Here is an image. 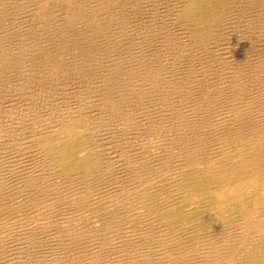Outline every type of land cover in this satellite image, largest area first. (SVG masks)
Wrapping results in <instances>:
<instances>
[{"label": "rangeland", "instance_id": "obj_1", "mask_svg": "<svg viewBox=\"0 0 264 264\" xmlns=\"http://www.w3.org/2000/svg\"><path fill=\"white\" fill-rule=\"evenodd\" d=\"M183 1L0 0V204L10 205L0 207V232L8 233L0 264H264V223L257 233L247 230L246 209L233 202L212 222L210 182L185 202L195 187L185 171L222 154L215 167L236 164L223 152L228 142L239 145L232 136L238 122H255L260 132L240 144L247 146L242 156L259 152L264 1L208 0L197 36L182 21ZM61 119L77 126V156L97 162L85 180L47 162L36 138ZM252 192L245 207L254 223L264 216V188ZM241 237L243 251L225 263Z\"/></svg>", "mask_w": 264, "mask_h": 264}, {"label": "bare ground", "instance_id": "obj_2", "mask_svg": "<svg viewBox=\"0 0 264 264\" xmlns=\"http://www.w3.org/2000/svg\"><path fill=\"white\" fill-rule=\"evenodd\" d=\"M16 1V0H15ZM34 1V0H33ZM53 1V0H52ZM264 1V0H263ZM56 2V1H55ZM121 2V1H120ZM208 3V0H184L183 1V4L180 6L181 7V12H180V15L183 17L182 18V21H184L185 23L188 24L189 28L191 29L192 33L195 34V36H197L200 32H201V25L203 24V22H205L206 20H208L209 18V8L206 7V4ZM29 4V3H28ZM35 7V6H34ZM51 7V6H50ZM79 8V7H78ZM8 9V8H7ZM108 9V8H107ZM82 10V9H81ZM124 11V10H123ZM152 13V12H151ZM37 15V14H36ZM76 15V14H75ZM179 15V16H180ZM81 16V15H80ZM86 17V16H85ZM176 18V17H175ZM46 19V18H45ZM87 19V18H86ZM184 19V20H183ZM14 20V19H13ZM67 20V19H66ZM91 21V20H90ZM13 22V21H12ZM177 22V21H176ZM61 23V22H59ZM73 23V22H72ZM183 24V23H181ZM55 25V24H54ZM94 26V25H93ZM177 26V25H176ZM78 27V26H77ZM106 27V26H105ZM63 28V27H62ZM61 28V29H62ZM68 28V27H67ZM83 28V27H82ZM54 30V29H53ZM100 30V29H99ZM105 30V28H104ZM102 30L104 33L105 31ZM132 30V29H131ZM186 30V29H185ZM189 30V29H188ZM61 31V30H60ZM101 31V32H102ZM190 31V32H191ZM51 32V31H50ZM69 32V31H68ZM99 32V31H98ZM58 33V32H57ZM63 33V32H62ZM96 33V32H94ZM111 33V32H110ZM186 33V32H185ZM103 34V33H102ZM114 34V33H113ZM17 35V34H16ZM33 35V34H32ZM55 35V34H54ZM100 35V34H98ZM189 35V34H188ZM193 36V35H192ZM66 37V36H65ZM84 37V36H83ZM96 37V35L94 36ZM103 37V36H101ZM98 38V37H97ZM100 38V37H99ZM38 39V38H37ZM105 39V38H104ZM85 40V39H84ZM98 40V39H97ZM100 40H103V39H100ZM98 40V41H100ZM106 40V39H105ZM72 41V40H71ZM104 41V40H103ZM86 42V41H85ZM94 43V42H93ZM102 43V42H100ZM95 44V43H94ZM110 44V42H109ZM123 44V43H122ZM90 45V44H89ZM106 45V44H105ZM95 46H97L95 44ZM111 46V45H110ZM115 46V45H114ZM102 47V46H101ZM107 47V46H105ZM91 48V47H90ZM111 48V47H110ZM15 49V48H14ZM96 49V48H95ZM108 49V48H107ZM90 50V49H89ZM99 51V50H98ZM108 51V50H107ZM110 52V51H109ZM94 55V54H93ZM100 55V54H99ZM33 59V58H32ZM38 59V58H37ZM22 60V59H21ZM103 98V97H102ZM166 99V98H165ZM131 100V99H130ZM164 100V99H163ZM203 100V99H202ZM110 103V102H109ZM164 110V109H163ZM264 112V110H263ZM101 113V112H100ZM204 113V112H203ZM98 114V113H97ZM184 114V113H183ZM194 114V113H193ZM195 116V115H194ZM198 116V115H196ZM191 117V116H190ZM201 117V116H200ZM198 118V117H197ZM196 118V119H197ZM105 119V118H104ZM192 120V118H190ZM195 119V118H194ZM203 119V118H201ZM207 120V119H206ZM236 120V118H235ZM239 120V119H238ZM244 120V119H243ZM249 120V119H248ZM254 120V119H253ZM193 121V120H192ZM198 121V119H197ZM196 121V122H197ZM202 121H205V120H202ZM240 121V120H239ZM178 122V121H177ZM188 125L190 123H192L190 120L187 121ZM195 122V123H196ZM200 122V121H199ZM245 122V121H244ZM252 122V121H250ZM255 122H252V123H249L248 122L246 123H240L238 122V126L235 127V130H236V134L235 135H232L233 136V139L236 138L235 140H239V145L237 146L236 149H234V140H233V143L231 144L230 142H228L227 144L231 147L230 150H227L225 149L224 150V155H229V156H233V157H236L237 161H236V164L233 165V166H230L229 164H225L224 166L223 165H220L222 166L221 168H217L215 167L214 165L217 163V161L221 158V160H223V154L221 155V157H217L216 159L212 160L211 162H209L206 166L202 165V168H199V166L197 168H194V169H189V171H185V175L187 178H190L191 181H194L195 183V187H192L194 189V192H191V194H189L188 197L185 198V202H188V201H193V200H197V196H198V192H196V189L198 187V184H207L208 182H210V185L207 189V193H210V196L209 198H205V201L207 202V206L208 208L206 207V209L208 211H210V214L209 216H213L212 219V222H214L216 219H218L220 217V214H221V208L224 207V203H231L233 202V204H235V206H238L239 207V210H244L246 209L244 213H246V220L247 223L245 222V224H247L246 228L247 230H254L256 233L257 231L259 232L260 230V227L263 226V223H264V216L263 217H259L261 219H259V221H256L254 223H252L253 221L256 220V218H254V220L252 221L251 219V213L253 211H250L251 208L247 209V207H245L246 204H249V201L254 198V196H256L257 194H255L254 192L252 191H255L257 190V188H261L263 189L264 188V152L261 151L264 150L262 148V144L264 145V136L262 135L261 137H259V139H257V144L254 145L253 148H257L256 150H258L259 152L254 154V153H251V156L250 157H247L246 155L245 156H242L244 154H248V153H242V152H246L247 150V146L242 147L240 146V144H242L243 142H246L247 140L251 139L253 136H256L257 134H260V132H258V126H255V125H252L254 124ZM178 124V123H177ZM184 124V123H183ZM264 124V123H263ZM262 124V125H263ZM183 126V125H182ZM186 126V125H185ZM190 127L192 126L193 128H195L193 125H189ZM196 126V125H195ZM160 127V126H159ZM158 127V128H159ZM188 127V126H186ZM263 127V126H262ZM51 130L49 131V127L47 128L48 131H41V134L40 136H36L39 137L37 138V140L39 139L40 140V146H43L44 149H45V160H48L52 163H54L55 165H57L58 167L56 169H60L61 170H64L63 172H65V169H67L68 171L70 170H75L76 173L74 174H77V176L82 179V180H85L87 178V176L89 177L90 175H92L95 171V169H97V162H94L92 161L91 159H89L88 157H85V156H81V157H78L77 156V151H79V148L81 145L80 141H78L75 136H76V129H77V126L76 124L74 123V121H69V120H65V119H61L59 120L58 123L54 124V127H51ZM181 128V127H180ZM184 128V127H183ZM189 128V127H188ZM200 128V127H199ZM157 129V128H156ZM173 129V128H172ZM260 129V128H259ZM262 129V128H261ZM45 130V129H44ZM195 130V129H193ZM159 131V130H158ZM192 131V129H191ZM199 131V130H198ZM197 132V131H196ZM224 132V131H223ZM257 132V133H256ZM264 132V131H263ZM16 134V133H15ZM263 134V133H261ZM38 135V133H37ZM226 135V134H225ZM225 137V136H224ZM197 138V137H196ZM230 138V137H228ZM227 140V139H225ZM259 141V142H258ZM37 142V141H36ZM250 142V141H249ZM30 143V142H29ZM237 143V142H236ZM33 144V143H32ZM37 144V143H36ZM180 144V143H179ZM249 144V143H248ZM39 145V144H38ZM194 145V144H193ZM226 145V144H225ZM236 145V144H235ZM260 145V146H259ZM34 146H36L34 144ZM180 146V145H179ZM190 146L193 148V146L190 144ZM197 146V145H196ZM29 147V145H28ZM206 147V146H205ZM264 147V146H263ZM40 148V147H39ZM42 148V147H41ZM83 148V147H82ZM82 148H81V151H82ZM166 148V147H165ZM191 149V148H190ZM188 149V150H190ZM251 149V148H250ZM35 150V149H34ZM184 150V149H183ZM196 150V149H195ZM39 151V149H38ZM178 151V150H177ZM192 150L189 151V155H190V160L192 159V154L190 153ZM41 152V151H40ZM163 152V151H162ZM172 152V151H171ZM195 152V151H194ZM193 152V153H194ZM183 153V152H182ZM185 153V152H184ZM186 153H187V150H186ZM185 153V154H186ZM196 153V152H195ZM42 154V153H41ZM185 154H184V157H185ZM44 155V154H43ZM187 155V154H186ZM80 156V154H79ZM42 157V156H40ZM188 157V156H187ZM197 157V155H196ZM215 158V157H214ZM42 159V158H41ZM186 159V158H185ZM246 159L248 160V164H246ZM43 160V159H42ZM44 161V160H43ZM165 161V160H164ZM45 162V161H44ZM205 162V161H204ZM219 162V161H218ZM187 162H185V165H186ZM191 163V162H190ZM51 164V163H50ZM14 165V164H13ZM53 164H51L52 166ZM200 165V164H199ZM37 166H40V165H37ZM42 166V165H41ZM44 166V165H43ZM42 166V167H43ZM50 165H48L49 167ZM50 166V167H51ZM204 166V167H203ZM55 167V166H54ZM53 167V168H54ZM211 167V168H210ZM52 169V168H51ZM120 169V168H119ZM100 170V169H99ZM11 171V170H10ZM74 171V172H75ZM8 172V171H7ZM13 172V171H12ZM17 172V171H16ZM45 172V171H43ZM54 172V171H53ZM96 172V171H95ZM49 173V172H48ZM62 173V172H61ZM66 173V172H65ZM63 173V174H65ZM11 174V173H10ZM31 174V173H30ZM56 174V172L54 173ZM72 174V172H71ZM103 174V173H102ZM218 174V176H217ZM57 175H58V172H57ZM60 177H61V174H59ZM58 175V176H59ZM100 175V173H99ZM184 175V176H185ZM15 176V175H14ZM34 176V175H33ZM41 176V175H40ZM50 176V175H49ZM55 176V175H54ZM57 176V177H58ZM65 176V175H64ZM75 176V177H77ZM32 177V176H30ZM118 177V176H117ZM35 178V177H34ZM78 178V179H79ZM4 179V178H3ZM71 179V178H70ZM74 179V176L73 178ZM27 180V179H25ZM35 180V179H34ZM58 180V179H57ZM4 181V180H3ZM38 181V180H37ZM180 182V181H179ZM0 185H2V180L0 178ZM36 183V182H35ZM181 184V183H180ZM80 185V184H79ZM43 186V185H42ZM207 187V186H206ZM1 189V188H0ZM34 189V188H33ZM39 190V189H38ZM41 190V189H40ZM57 190V188H56ZM188 190H192L191 188L188 189ZM202 190V189H200ZM45 191V190H44ZM203 191V190H202ZM201 191V192H202ZM204 192V191H203ZM14 193V192H13ZM1 194V192H0ZM12 194V193H11ZM202 194V193H201ZM2 195H4V193H2ZM186 195V194H185ZM229 196L231 200L225 198L226 196ZM253 195V196H252ZM38 196V195H37ZM184 196V195H183ZM5 197V196H4ZM119 197V196H118ZM203 197V196H202ZM205 197V196H204ZM203 197V198H204ZM207 197V196H206ZM16 198V197H15ZM41 198V197H40ZM2 200V198H0ZM8 200V199H7ZM7 200L5 199L2 203L3 204H0V207L4 208L7 206H10L8 203H7ZM29 200V199H28ZM6 201V202H5ZM256 201V200H255ZM10 202V201H9ZM179 202V201H178ZM11 203V202H10ZM254 203V202H253ZM263 204V207H264V201L263 202H260ZM12 204V203H11ZM182 204V203H181ZM180 204V205H181ZM96 205V204H95ZM190 205V204H188ZM24 206V205H23ZM183 206V205H182ZM255 206V205H253ZM73 207V206H72ZM78 207V206H76ZM179 207V206H178ZM184 207V206H183ZM252 207V206H251ZM261 207V206H260ZM1 208V209H2ZM114 208V207H113ZM0 209V210H1ZM15 209V208H14ZM162 209V208H161ZM167 209V208H166ZM182 208H176L175 211H181ZM188 209V208H187ZM8 210V209H7ZM12 210V209H11ZM80 210V209H79ZM158 210V209H157ZM163 210V209H162ZM185 210V209H184ZM98 211V210H97ZM3 211H1L2 213ZM5 212H6V209H5ZM148 212V211H147ZM172 212V211H171ZM256 212V210L254 211ZM4 213V212H3ZM2 213V214H3ZM71 213V212H70ZM170 213V212H168ZM184 213V212H183ZM181 213V214H183ZM186 213V212H185ZM234 213V212H233ZM21 214V213H20ZM19 214V215H20ZM161 214V213H160ZM243 214V213H242ZM5 215V214H4ZM155 215V214H153ZM152 215V216H153ZM159 215V213L157 214ZM164 215V214H163ZM251 215V216H250ZM73 216V215H72ZM156 216V215H155ZM165 216V215H164ZM173 216H176L173 214ZM186 216V215H185ZM208 216V215H207ZM210 216V217H211ZM254 216V215H253ZM252 216V217H253ZM261 216V215H260ZM11 217V216H9ZM8 217V218H9ZM25 217V216H24ZM65 217V216H64ZM167 217V216H165ZM206 217V216H205ZM204 217V218H205ZM222 217V216H221ZM255 217V216H254ZM258 217V216H257ZM1 218V216H0ZM27 218V217H26ZM33 218V217H32ZM162 218V217H161ZM198 218V217H197ZM196 218V219H197ZM204 218L202 220H204ZM207 218V217H206ZM235 218V217H234ZM10 219V218H9ZM157 219V218H155ZM213 219H215L213 221ZM13 219H11L12 221ZM56 220V219H55ZM170 220V219H169ZM177 220V219H176ZM206 222H209L210 221H207L208 219H205ZM204 220V221H205ZM17 221V220H16ZM22 221V220H21ZM165 221V220H164ZM180 221V220H179ZM218 221V220H217ZM4 222V221H3ZM1 222V223H3ZM10 222V221H9ZM167 222V221H166ZM171 222V221H170ZM170 225L171 226V224ZM196 222H199V221H196ZM212 222H211V225H212ZM219 222V221H218ZM223 222V221H222ZM11 223V222H10ZM168 223V222H167ZM183 223V222H181ZM203 223V222H202ZM201 223V225H202ZM29 224V223H28ZM177 224H178V221H177ZM185 224V223H184ZM200 224V223H199ZM207 224V223H206ZM224 224V223H223ZM240 224V223H239ZM152 225V224H151ZM162 225H163V222H162ZM182 225V224H181ZM191 225V224H190ZM205 225V224H204ZM228 225V224H226ZM140 226V225H139ZM175 226V225H174ZM173 226V227H174ZM186 226V225H184ZM207 226V225H206ZM1 227V226H0ZM4 227V226H3ZM138 227V226H137ZM177 227V226H176ZM175 227V228H176ZM181 228L183 226H180ZM196 227V226H195ZM148 228V227H147ZM164 228V227H163ZM1 229V228H0ZM173 229V228H172ZM178 229V228H176ZM175 229V230H176ZM227 229V228H226ZM6 230V229H5ZM162 230V229H161ZM159 230V231H161ZM171 230V228H170ZM183 230V229H182ZM186 230V229H185ZM200 230V229H199ZM9 231V230H8ZM162 231H165L164 229ZM161 231V232H162ZM167 231V230H166ZM181 231V230H180ZM179 231V232H180ZM228 231V230H227ZM233 231V229H232ZM168 232V231H167ZM173 232V231H172ZM177 232V231H176ZM175 232V234H176ZM254 232V233H255ZM169 233H171L169 231ZM252 233V232H251ZM250 233V234H251ZM8 233L5 231L4 232H0V242H2L4 236H6ZM104 234V233H103ZM149 234V233H148ZM163 234H165V232H163ZM168 234V233H167ZM166 234V235H167ZM174 234V232H173ZM172 234V235H173ZM203 234V233H201ZM227 234V233H226ZM234 234V233H233ZM21 235V234H20ZM134 235V234H132ZM229 235V234H228ZM248 235V233H247ZM255 235V234H254ZM259 235V234H258ZM8 236V235H7ZM6 236V237H7ZM227 237V235H225ZM150 237V236H149ZM164 237V236H163ZM171 237V236H169ZM168 237V238H169ZM229 237V236H228ZM258 237V236H257ZM263 237V236H262ZM137 238V237H136ZM146 238V237H145ZM242 238V237H241ZM19 239V238H18ZM72 240V238H70ZM164 239V238H163ZM172 239V238H171ZM177 239V237L175 238ZM196 239V238H195ZM240 239V238H239ZM247 239V237H246ZM244 237L242 238L241 241H237L239 243H237L236 245H234L232 249L229 250V252L227 251V254L225 256V263L226 261L231 263V260L234 256H236L235 254H238L237 252L239 251H243V245L244 243L246 242V240ZM263 239V238H262ZM6 240V239H4ZM16 241V239H14ZM126 240V239H125ZM251 240V239H250ZM98 242V240H96ZM121 241V240H120ZM134 241V240H133ZM147 241V240H146ZM176 241V240H175ZM245 241V242H244ZM248 241V240H247ZM122 242V241H121ZM145 242V241H144ZM165 242V241H164ZM185 242V241H184ZM225 242V241H224ZM103 243V242H102ZM130 243V242H129ZM162 243V242H160ZM166 244H168L167 242H165ZM215 243V242H214ZM96 244V245H95ZM116 244V243H115ZM127 244V243H126ZM145 244V243H144ZM188 244V243H187ZM194 244V243H193ZM247 244V243H246ZM259 246H260V249H261V246H263L264 242L260 241V243H258ZM111 245V244H110ZM165 245V244H164ZM250 245V244H249ZM9 246V245H8ZM101 244L100 243H93V252H96V255L99 254L100 258L102 260H104L103 256H106V253L101 251L100 250V247ZM117 246V244H116ZM122 246V244H121ZM135 246V245H134ZM139 246V245H138ZM147 246V244H146ZM163 246V245H162ZM197 246V245H196ZM243 246V247H242ZM1 247L4 248V247H7V246H2L1 244ZM110 247V246H109ZM151 247V246H150ZM258 247V246H257ZM25 248V247H24ZM58 248V247H57ZM108 248V247H107ZM123 248V247H121ZM120 248V249H121ZM125 248V247H124ZM123 248V250H125ZM148 248V247H147ZM228 248V247H227ZM231 248V247H230ZM55 249V248H54ZM62 249V248H61ZM102 249V248H101ZM110 249V248H109ZM118 249V250H120ZM138 249V248H137ZM140 249V248H139ZM206 249V248H205ZM245 249V248H244ZM255 249V248H254ZM2 249L0 248V251ZM60 250V248L58 249V251ZM64 250V249H62ZM91 250V248H90ZM246 250V249H245ZM109 251H112V250H108L107 254L109 253ZM151 251V250H150ZM222 251V250H221ZM26 252V251H25ZM52 252L55 254V251L52 250ZM141 252V251H140ZM189 252V250H188ZM220 252V251H219ZM4 253V251H3ZM62 253V252H61ZM81 253V251L79 252ZM90 253V252H89ZM112 253V252H111ZM138 253V252H137ZM190 253V252H189ZM201 253V252H200ZM204 253V252H203ZM241 253V252H240ZM253 253V252H252ZM11 254V253H10ZM19 254V253H18ZM85 254V253H83ZM88 254V253H86ZM91 254V253H90ZM219 254V253H217ZM222 254V253H221ZM251 254V253H249ZM50 255V254H49ZM58 255H59V252H58ZM81 255V254H80ZM122 255V254H120ZM129 255V254H128ZM149 255V254H148ZM246 255V254H245ZM25 256V255H24ZM84 256V255H83ZM99 256L98 257H95L94 255V260L95 261H99ZM127 256V255H126ZM217 256V255H216ZM224 256V255H223ZM57 258V256H55ZM59 257V256H58ZM64 257V256H63ZM61 256V258H63ZM214 257V256H213ZM15 258V257H13ZM81 258V257H80ZM111 257H109L110 259ZM132 258V257H130ZM217 259V257H215ZM227 258V259H226ZM11 259V258H10ZM20 259V258H18ZM79 259V257L77 258ZM76 259V260H77ZM92 258H89L88 259V262H85V263H81V264H94V261L91 260ZM125 259H128V258H125ZM124 259V260H125ZM211 259V258H210ZM214 259V258H213ZM219 259L221 260V258L219 257ZM218 259V260H219ZM223 259V258H222ZM254 259V258H253ZM27 260V259H25ZM71 260V259H70ZM75 260V261H76ZM83 260V258H82ZM81 260V261H82ZM121 260V259H120ZM133 260V261H132ZM131 260V263L130 262H126V261H123V264H132L134 263V259ZM136 260V259H135ZM140 260V258L138 259ZM170 260V259H169ZM172 260V259H171ZM212 260V259H211ZM210 260V262H211ZM219 260V261H220ZM262 260V259H261ZM46 261V260H45ZM80 260H78L75 264H79ZM107 261V260H106ZM115 261V260H114ZM113 261V262H114ZM119 261V260H117ZM130 261V260H129ZM142 261V259H141ZM208 261V260H207ZM263 261V260H262ZM51 262V261H49ZM60 262V261H59ZM63 262V261H62ZM102 262V261H101ZM99 262V263H101ZM174 262V261H173ZM213 262V261H212ZM216 260H215V264H216ZM260 262V261H259ZM11 263V262H10ZM25 263V262H24ZM97 262V264H99ZM112 262H110L111 264ZM122 263V262H121ZM120 263V264H121ZM136 263V262H135ZM142 263V262H141ZM219 263V262H218ZM14 264H17L16 261H14ZM19 264V262H18ZM23 264V263H22ZM60 264V263H59ZM65 264H67L65 262ZM71 264V263H70ZM96 264V263H95ZM107 264V263H106ZM119 264V263H117ZM138 264V263H136ZM140 264V263H139ZM214 264V263H212ZM252 264V263H251Z\"/></svg>", "mask_w": 264, "mask_h": 264}]
</instances>
